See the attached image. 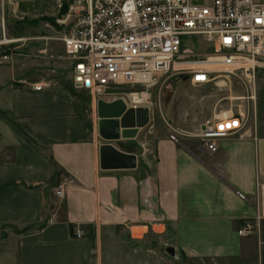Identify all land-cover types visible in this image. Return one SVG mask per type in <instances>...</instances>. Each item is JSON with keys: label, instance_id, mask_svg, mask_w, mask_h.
<instances>
[{"label": "crops", "instance_id": "1", "mask_svg": "<svg viewBox=\"0 0 264 264\" xmlns=\"http://www.w3.org/2000/svg\"><path fill=\"white\" fill-rule=\"evenodd\" d=\"M69 70L62 84L0 88V264H264V76L251 120L210 151L198 137L170 138L171 127L198 131L188 111L171 110L167 126L151 111L135 138L105 141L100 98ZM104 143L135 154L137 167L102 169ZM257 215L260 229L240 235ZM149 235L172 237V256Z\"/></svg>", "mask_w": 264, "mask_h": 264}, {"label": "built area", "instance_id": "2", "mask_svg": "<svg viewBox=\"0 0 264 264\" xmlns=\"http://www.w3.org/2000/svg\"><path fill=\"white\" fill-rule=\"evenodd\" d=\"M58 34L70 60L76 87L96 98L116 94L114 86L138 88L127 93L128 106L148 103L149 88L177 77L193 85L229 82L230 76L245 87L247 108L227 116H213L198 131L185 133L174 127L170 138L179 135L201 138L205 148L218 150L220 138L250 121V105L257 98V70L264 65V2L259 0H54ZM17 12L19 0H3ZM66 8L65 12L63 10ZM4 13V12H3ZM3 31L5 19L3 17ZM185 37L197 38V50ZM5 43L14 40L5 39ZM202 51V52H200ZM7 58V56H5ZM225 78V82H220ZM41 90L42 84H32ZM140 89V90H139ZM142 89V90H141ZM137 95L138 100L131 98ZM66 180V179H65ZM55 196L64 200L60 183ZM261 216L248 220L240 235L259 230ZM84 234L76 231L77 237ZM262 242L264 243V237Z\"/></svg>", "mask_w": 264, "mask_h": 264}, {"label": "rangeland", "instance_id": "3", "mask_svg": "<svg viewBox=\"0 0 264 264\" xmlns=\"http://www.w3.org/2000/svg\"><path fill=\"white\" fill-rule=\"evenodd\" d=\"M53 1H19V3H22V7L18 5L17 12L14 13L12 5L6 2L3 6V0H0V88L8 83L23 85L28 84L29 81L47 80L62 84L70 79V66L64 53L63 44L60 40L54 38L59 35V28L52 21L56 18L58 11L55 1L54 3ZM42 13L43 15H41ZM3 17L5 19V32L3 31ZM32 37H37V39L34 40L33 38L32 40ZM5 39L14 41L5 43ZM50 41H57L58 44L50 46ZM186 42L190 43L193 50H197L198 41L196 37H185L183 44L185 45ZM257 76L259 82L264 76V65H261L257 70ZM224 79L221 78L220 82H225ZM228 79L229 82L225 84L193 85L177 77H171L166 83L160 81L148 89V103L145 106H148L153 112V120L157 125L167 126L166 121L171 120L169 115L172 110L177 115L184 114L183 111L194 112L191 123L193 122L197 126L210 119L215 111L219 112L231 108L238 111L247 108L244 98L231 99V97L245 95L246 89L243 83L235 76H230ZM114 89V92H117L116 94L104 98L126 99L128 98L127 93L138 88L130 85H118L114 86ZM258 90L259 85H257V93ZM83 93L86 98L91 96L89 91ZM254 105L255 103L250 105V120L254 112ZM164 116L166 119L163 118ZM184 130L187 134L195 132L192 128ZM156 136V133L152 134V144ZM256 217L246 221H255ZM245 222L242 226L245 225ZM258 229H260V222ZM6 234L5 230H1L0 239L5 238ZM171 238L169 235L167 239L165 237L166 240L154 235L148 236V239L153 243V248L162 246L160 249L165 251L169 257L172 255L168 250L174 249L171 247L173 245ZM0 244H4V241L3 243L0 241ZM166 245L168 250L163 248ZM169 264H172L170 258Z\"/></svg>", "mask_w": 264, "mask_h": 264}, {"label": "water", "instance_id": "4", "mask_svg": "<svg viewBox=\"0 0 264 264\" xmlns=\"http://www.w3.org/2000/svg\"><path fill=\"white\" fill-rule=\"evenodd\" d=\"M97 112L99 135L105 141L133 139L151 121V111L148 106L128 107L123 98L113 101L100 98ZM100 167L134 169L137 167V156L120 150L112 143H104L100 146Z\"/></svg>", "mask_w": 264, "mask_h": 264}, {"label": "bare ground", "instance_id": "5", "mask_svg": "<svg viewBox=\"0 0 264 264\" xmlns=\"http://www.w3.org/2000/svg\"><path fill=\"white\" fill-rule=\"evenodd\" d=\"M133 97H134V99H135V102L138 100V96L137 95H132L131 96V98L133 99ZM240 98H242V97H231V99H240ZM124 99V98H123ZM127 99V98H126ZM105 100V99H104ZM125 101V100H124ZM142 106H145V105H142ZM128 107H131V106H128ZM133 107V106H132ZM150 111H151V109H150ZM229 111H230V109H228V110H224V111H219V112H214V114H213V116H215V117H217V116H220V117H223V116H227V115H229ZM150 118H151V116H150Z\"/></svg>", "mask_w": 264, "mask_h": 264}, {"label": "trees", "instance_id": "6", "mask_svg": "<svg viewBox=\"0 0 264 264\" xmlns=\"http://www.w3.org/2000/svg\"><path fill=\"white\" fill-rule=\"evenodd\" d=\"M65 10H66V8L63 10V12H65ZM45 18H47V17H45ZM52 21H54V22H55V19H52Z\"/></svg>", "mask_w": 264, "mask_h": 264}]
</instances>
